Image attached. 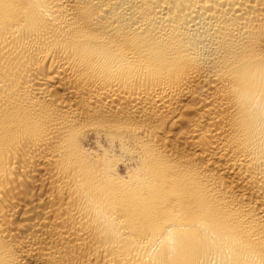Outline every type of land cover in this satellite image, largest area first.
<instances>
[{
  "label": "bare ground",
  "instance_id": "obj_1",
  "mask_svg": "<svg viewBox=\"0 0 264 264\" xmlns=\"http://www.w3.org/2000/svg\"><path fill=\"white\" fill-rule=\"evenodd\" d=\"M0 264H264V0H0Z\"/></svg>",
  "mask_w": 264,
  "mask_h": 264
}]
</instances>
